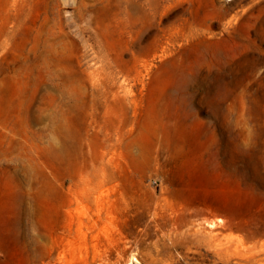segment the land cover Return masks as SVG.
Here are the masks:
<instances>
[{"label": "rangeland", "instance_id": "374dc122", "mask_svg": "<svg viewBox=\"0 0 264 264\" xmlns=\"http://www.w3.org/2000/svg\"><path fill=\"white\" fill-rule=\"evenodd\" d=\"M15 2L0 264H264V0Z\"/></svg>", "mask_w": 264, "mask_h": 264}, {"label": "bare ground", "instance_id": "6f19581e", "mask_svg": "<svg viewBox=\"0 0 264 264\" xmlns=\"http://www.w3.org/2000/svg\"><path fill=\"white\" fill-rule=\"evenodd\" d=\"M15 0H5V13H4V20L3 21H0V32L1 33H10L12 34L13 33V28H14V25L16 24V21H12V25H9L11 29H9L8 25H7V22L11 21V19H14L15 18V15L16 13H10V12H7L8 11V6L10 5H15ZM14 14V15H13ZM219 220H221L220 218H218ZM214 222H210L209 224L210 225H213Z\"/></svg>", "mask_w": 264, "mask_h": 264}]
</instances>
